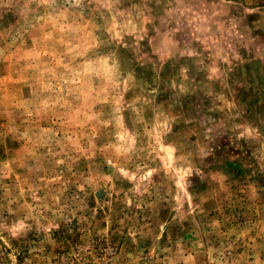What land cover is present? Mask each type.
Segmentation results:
<instances>
[{"label":"rangeland","instance_id":"374dc122","mask_svg":"<svg viewBox=\"0 0 264 264\" xmlns=\"http://www.w3.org/2000/svg\"><path fill=\"white\" fill-rule=\"evenodd\" d=\"M0 264H264V0H0Z\"/></svg>","mask_w":264,"mask_h":264}]
</instances>
